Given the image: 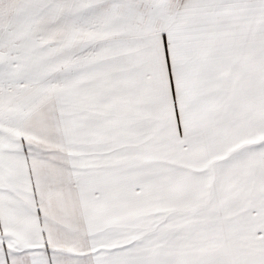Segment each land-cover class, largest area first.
<instances>
[{"label": "snow or ice", "instance_id": "snow-or-ice-1", "mask_svg": "<svg viewBox=\"0 0 264 264\" xmlns=\"http://www.w3.org/2000/svg\"><path fill=\"white\" fill-rule=\"evenodd\" d=\"M0 264H264V0H0Z\"/></svg>", "mask_w": 264, "mask_h": 264}]
</instances>
